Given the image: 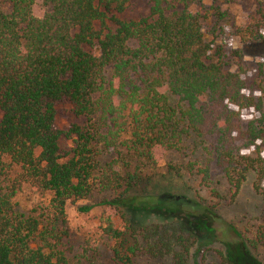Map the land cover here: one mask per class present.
Instances as JSON below:
<instances>
[{
    "label": "trees",
    "instance_id": "trees-1",
    "mask_svg": "<svg viewBox=\"0 0 264 264\" xmlns=\"http://www.w3.org/2000/svg\"><path fill=\"white\" fill-rule=\"evenodd\" d=\"M147 1L148 16L127 20L131 0H0V264L88 263L61 249L60 224L67 204L93 191L116 196L77 210L120 216L123 231L109 219L103 229L116 263L134 264L145 252L197 264L198 251L214 242L215 207L169 193L129 195L141 169L155 167L153 152L179 150L184 137L202 144L232 199L248 172L264 182V158L239 154L264 145V74L244 65L243 48L220 41L229 27L243 47L264 46V0H237L242 28L222 10L229 0ZM64 106L73 121L61 130ZM248 110L256 117L245 122ZM25 190L48 197V207H23ZM138 214L175 227L160 234L156 225H134ZM245 242L264 249V223ZM236 253L228 246L219 256L237 264Z\"/></svg>",
    "mask_w": 264,
    "mask_h": 264
},
{
    "label": "rangeland",
    "instance_id": "rangeland-1",
    "mask_svg": "<svg viewBox=\"0 0 264 264\" xmlns=\"http://www.w3.org/2000/svg\"><path fill=\"white\" fill-rule=\"evenodd\" d=\"M220 1L226 2L225 0ZM229 1L234 3L221 4L222 10L230 12L236 26L242 28L246 17L244 7L237 0ZM1 8L5 13L9 11L8 6L1 5ZM149 10L150 5L147 0H131L124 19L137 20L146 17L149 15ZM42 13L41 4L37 3L33 8V14L35 17H40ZM233 32L229 27H225V34L220 38L221 43L231 50L243 48L244 65L250 70L260 66L264 74V46L255 45L245 48L240 45L238 37ZM162 92L166 90L163 89ZM241 116L246 122L255 118L256 114L248 110L243 111ZM72 121L69 107L60 108L56 119L57 127L66 130ZM193 139L184 137L179 150L154 151L155 167L141 169L143 180L129 195L149 197L154 193H169L172 196H182L187 201H203L215 207L219 220L213 222L211 226L214 231V242L211 246L198 251L195 259L197 264H223L219 253L224 252L228 246L236 248L237 264H258V262L264 264V249L252 250L245 242L251 238L257 227L264 223L262 216L264 182H258L254 172H248L237 196L232 199L222 172L216 167L208 153L203 150L202 144L199 145L195 142L197 140ZM62 147L69 149L70 141H64ZM239 154L250 158H256V155L260 154L264 158V145L257 143L251 148H241ZM111 156L113 154H109V157ZM135 164L138 165L133 162L132 167ZM168 167L179 170V175L169 171ZM205 168L207 174H200L199 170ZM255 185H258V190L255 189ZM115 196L112 192L93 191L86 200L67 204L65 222L60 224V229L66 234L61 249L68 257L85 254L89 262L83 261L82 264H118L114 261L111 252L115 242L106 237L103 229L106 220L109 219L115 229L123 231L124 225L120 216L114 210L103 207H95L86 214L77 210L79 206L94 205L104 198ZM18 200L26 209L36 206L46 209L50 199L30 194L25 190ZM134 225H156L160 234L175 227V225L172 226L164 221L159 222L145 214L136 215ZM141 247L145 250L143 245ZM133 262L134 264H172L168 257L158 255L157 258H153L145 252L138 253ZM192 263L193 258L190 257V264Z\"/></svg>",
    "mask_w": 264,
    "mask_h": 264
}]
</instances>
